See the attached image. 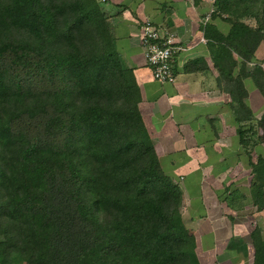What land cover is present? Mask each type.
<instances>
[{"label":"trees","instance_id":"16d2710c","mask_svg":"<svg viewBox=\"0 0 264 264\" xmlns=\"http://www.w3.org/2000/svg\"><path fill=\"white\" fill-rule=\"evenodd\" d=\"M210 16L229 25L204 24L217 58L264 43V0H213ZM140 97L98 0H0V264H199ZM257 126L264 143V113Z\"/></svg>","mask_w":264,"mask_h":264},{"label":"crops","instance_id":"0c3cea01","mask_svg":"<svg viewBox=\"0 0 264 264\" xmlns=\"http://www.w3.org/2000/svg\"><path fill=\"white\" fill-rule=\"evenodd\" d=\"M98 1L118 57L136 77L139 111L161 170L180 187L182 219L194 236L199 264H251V230L257 227L264 240V206L247 202L256 197L252 140L264 113L252 74L256 64L264 70V43L247 61L233 51L217 58L218 44L204 35L203 23L213 0ZM145 19L172 31L183 46L172 60L173 82L155 80L145 64ZM207 22L213 31H229L222 17ZM239 127L247 130L246 146Z\"/></svg>","mask_w":264,"mask_h":264},{"label":"built area","instance_id":"2783aa9c","mask_svg":"<svg viewBox=\"0 0 264 264\" xmlns=\"http://www.w3.org/2000/svg\"><path fill=\"white\" fill-rule=\"evenodd\" d=\"M209 13L203 18V23L208 21ZM140 29L144 61L150 68L153 78L160 82H173L172 60L183 46L176 41L172 31L155 25L149 19L142 21Z\"/></svg>","mask_w":264,"mask_h":264},{"label":"rangeland","instance_id":"374dc122","mask_svg":"<svg viewBox=\"0 0 264 264\" xmlns=\"http://www.w3.org/2000/svg\"><path fill=\"white\" fill-rule=\"evenodd\" d=\"M256 124V123H255ZM256 129L259 130L260 133V129L258 128L257 124H256ZM257 133V132H256ZM250 141V140H249ZM254 143L252 144V147H254V152L252 153L253 156V161L255 163V165H257L258 169L257 172L255 174V188H256V197L255 198H249L248 196V204H251V202H256L257 206H264V191L262 194H260V187L264 186V157H260L261 154H259L261 152V142L258 141V139L256 138V134L254 135ZM251 147V148H252ZM260 155V156H259ZM263 158V159H262ZM259 188V190H258ZM253 204V203H252ZM257 210V209H256Z\"/></svg>","mask_w":264,"mask_h":264}]
</instances>
